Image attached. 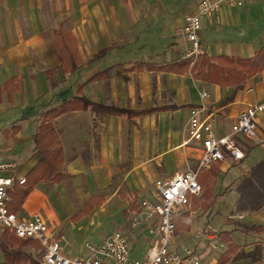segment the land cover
Here are the masks:
<instances>
[{
  "label": "crops",
  "instance_id": "obj_1",
  "mask_svg": "<svg viewBox=\"0 0 264 264\" xmlns=\"http://www.w3.org/2000/svg\"><path fill=\"white\" fill-rule=\"evenodd\" d=\"M169 1L173 9V41L177 37L189 47L176 32L183 28L186 16L195 12L200 0ZM145 2L0 0V154L15 163L17 178L27 180V186L16 184V190L35 183L15 213L26 219L40 214L55 237H65L61 245L70 257H87L89 251L82 242L85 247L91 242L99 245L115 231L128 237L132 259L147 256L154 218L137 230L127 226L126 219L139 211L142 196L157 180L186 172L187 166L195 165L201 156V147L185 144L189 110L202 103L199 91L211 95L206 103L214 112L217 136L228 134L246 108L264 102V71L239 86L226 87L194 79L190 68L177 67L183 60L165 64L137 61L120 68L125 60L119 62L115 57L119 54L121 26L127 25L126 33L134 23L144 25L145 17L152 15ZM259 2L264 4V0ZM242 7L223 6L203 19L200 39L207 57L248 59L264 46V39L260 44L234 43L233 38L224 35L223 30L232 31L233 26L226 17ZM223 38L227 43L222 42ZM75 97L137 114L87 109L55 119L53 128L63 152L62 178L47 180L42 177L43 168L33 175L42 159L35 136L45 123V114ZM257 133L260 143L253 145L259 146L248 150L245 143L251 141L242 142L246 151L243 161L229 160L203 172L209 173L215 167L220 172L213 190L215 204L191 211L192 197L184 212L176 215L178 226L184 228L183 214L189 212L192 226L193 215L203 212L208 219L205 231L211 219L220 216L226 207L225 203L219 208V201L233 193L234 206L219 231L235 247L228 264H264V232L256 229H264V207L244 212L237 209L239 184L264 160V112L258 119ZM252 155L257 161L251 163ZM89 202L93 203L91 212L78 218ZM109 223L116 227L102 232ZM176 237L175 234L173 247L181 249L185 244H175ZM219 241L218 250L198 247L202 264H220L231 243L223 242L222 236Z\"/></svg>",
  "mask_w": 264,
  "mask_h": 264
},
{
  "label": "built area",
  "instance_id": "obj_2",
  "mask_svg": "<svg viewBox=\"0 0 264 264\" xmlns=\"http://www.w3.org/2000/svg\"><path fill=\"white\" fill-rule=\"evenodd\" d=\"M249 0H200L194 13L187 15L180 35L189 45L187 53L192 64L205 54L200 33L204 18L218 13L223 6L242 7ZM211 95L202 91V103L189 110L186 124V145L202 148V154L195 168L177 172L168 179L155 182L156 201L148 203L154 217L152 238L147 256L144 259L131 258L128 237L122 231L110 234L99 245L86 243L89 255L85 258L70 257L64 254L61 242L63 235L55 237L46 220L35 214L26 219L9 210L12 202L11 191L16 184L25 185V178L15 176L16 165L5 160L0 154V228L10 231L16 238L36 240L42 248L44 264H202V254L198 247L205 244L211 250H218V233L211 228L196 233L193 238L196 246L182 245L181 249L172 247L175 237V217L179 207L188 206L192 197L201 195L199 174L226 161L240 163L246 158L243 141L260 143L257 133L258 119L264 112V102L249 106L240 113L228 134L217 136L214 128V112L207 105ZM142 216L136 212L131 216V228L142 223Z\"/></svg>",
  "mask_w": 264,
  "mask_h": 264
},
{
  "label": "trees",
  "instance_id": "obj_3",
  "mask_svg": "<svg viewBox=\"0 0 264 264\" xmlns=\"http://www.w3.org/2000/svg\"><path fill=\"white\" fill-rule=\"evenodd\" d=\"M105 53L106 51L102 52L97 58ZM191 64V61L186 59L177 64V67L190 68L192 76L196 80L220 84L226 87L239 86L248 79L264 71V46L260 48L253 57L248 59L228 56L210 58L204 54L199 56L194 64ZM75 68L76 65L70 67V71L72 72ZM87 109L116 115L128 114L129 116H134L137 114L114 107H106L102 104L91 102L85 97H75L62 102L59 106L45 114V123L39 128L35 136V142L39 148L42 159L33 170V175H36L43 168L42 177H45L47 180L62 178L63 152L60 146L59 136L53 128V121L67 113ZM219 173L217 167H215L209 173L199 174L198 181L201 185L202 192L199 198H192L191 211H197L200 208L208 209L214 203L215 198L212 193L215 186V178L218 177ZM211 174H213L214 178L211 177ZM25 185L27 186V183ZM34 185L35 183H30L29 187L22 191L18 188L16 190L15 186L10 193L13 200V203L8 205L10 211L16 212L19 209ZM238 193L240 195L237 204V209L239 211H255L264 207V160L254 166L248 175L243 178L238 186ZM92 204V202H89L85 206V209L78 214V218L88 215L92 210ZM181 217L185 220V227L180 228L177 224V217H175V234L190 229L189 212L183 214ZM256 229L258 232H264L262 228ZM218 235L220 238L222 236L223 242L231 243L222 233ZM30 241L31 240L16 238L10 231H1L0 252L4 257V261L1 264H42L29 250H27ZM234 250L235 247L232 246V243L229 244L228 250L220 258V264H228Z\"/></svg>",
  "mask_w": 264,
  "mask_h": 264
},
{
  "label": "rangeland",
  "instance_id": "obj_4",
  "mask_svg": "<svg viewBox=\"0 0 264 264\" xmlns=\"http://www.w3.org/2000/svg\"><path fill=\"white\" fill-rule=\"evenodd\" d=\"M146 10L151 9L152 15H147L144 20V25L139 23H134L130 26L129 30L125 33L124 27L121 26L120 36L118 39L117 52L115 59L121 62L122 60L125 62L120 63V68L123 66H128L129 64L136 63L137 61H144L146 63L155 62L157 64H165L179 60L188 59L187 53L189 51V47L181 41L179 38L174 37L175 41H173V9H171L169 0H146L145 2ZM155 11V12H153ZM185 11V10H183ZM181 11V13H183ZM226 21L232 23V31H224V35L229 38H233V42L237 40L238 42H246L251 41L253 43H262L264 39V4L263 2H259V0H254L252 2H246L244 6L236 11L232 10L230 14L226 17ZM228 23V24H229ZM230 25V24H229ZM117 26V25H116ZM180 29V28H179ZM234 30V31H233ZM123 31V32H122ZM177 30L176 35L180 33ZM220 32V31H219ZM124 33V34H123ZM122 35L125 36L122 38ZM178 36V35H177ZM222 42H226V38H223ZM231 42V40H229ZM124 44V46H122ZM126 48V50L124 49ZM205 50V48H204ZM206 54V50H205ZM121 71V69L119 70ZM163 83V82H162ZM164 84V83H163ZM203 90L199 91V94ZM167 92H163V96L165 97ZM263 139V138H262ZM264 143V140L261 144ZM260 144V145H261ZM259 145H253V142L245 143V147L248 150L253 149ZM255 155H252L249 161L252 163L257 161ZM189 163V162H187ZM187 168H195V165L187 166ZM203 173V172H202ZM221 182V180H220ZM155 185L153 186V188ZM147 192L146 195L142 196L140 200V209L139 211H135L138 214H141L143 220L142 223L135 227L133 230L142 229L148 223V220H153L154 217H150L151 214L150 207L147 205L148 203H153L156 201L154 196V189ZM213 194V193H212ZM201 196V195H200ZM199 196V197H200ZM216 195H214L215 198ZM198 197V198H199ZM197 199V198H196ZM217 199V196H216ZM216 199L212 205L215 204ZM236 196L231 193L228 197H225L219 201V208L222 207L223 204L226 203V207L220 212V216H216L211 219L210 228L212 232L218 233L223 228V223L226 217L229 214V211L233 208ZM211 205V206H212ZM201 209V208H200ZM185 210V207H179L176 211V215H181ZM199 210V209H198ZM197 210V211H198ZM193 225H190V229L185 233L179 235L177 233V237L175 238V244H185L187 246L194 247L196 246V242L193 238V235L197 231H202L205 228V225L208 221L206 215L203 212H198L196 216L192 217ZM126 225L130 227L131 218L126 219ZM115 226L113 223H109L104 225L102 228V232L108 233ZM116 229V228H115ZM153 230V227L151 231ZM0 228V232H1ZM191 231V232H190ZM220 237V236H219ZM173 242V241H172ZM93 243V242H91ZM82 247H85V242L81 243ZM205 245V244H203ZM173 247V243H172ZM218 249H221V244H219ZM27 250H29L42 264L43 263V253L42 248L38 241L31 240L29 245L27 246ZM140 253V252H138ZM136 256H141L136 255ZM4 257L0 252V264L3 263Z\"/></svg>",
  "mask_w": 264,
  "mask_h": 264
}]
</instances>
